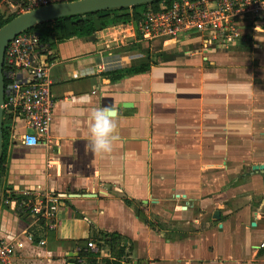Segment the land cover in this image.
Segmentation results:
<instances>
[{
    "label": "crops",
    "instance_id": "0c3cea01",
    "mask_svg": "<svg viewBox=\"0 0 264 264\" xmlns=\"http://www.w3.org/2000/svg\"><path fill=\"white\" fill-rule=\"evenodd\" d=\"M127 9L91 36L52 35L50 143L5 133L0 238L16 264H264V26L147 40ZM108 105L118 139L99 155L89 115ZM24 191L57 198L53 228Z\"/></svg>",
    "mask_w": 264,
    "mask_h": 264
},
{
    "label": "built area",
    "instance_id": "2783aa9c",
    "mask_svg": "<svg viewBox=\"0 0 264 264\" xmlns=\"http://www.w3.org/2000/svg\"><path fill=\"white\" fill-rule=\"evenodd\" d=\"M64 1L70 0H24L23 4L24 10H30ZM163 5L158 10H145L137 20L138 32L144 39L184 38L190 33H201L210 36L211 40L228 43L238 37L240 22L251 21L254 27L264 26V0H171L168 5ZM49 55L48 43L33 30L24 31L10 40L4 52L2 123L10 138H19L27 147L47 146L51 139L50 124L55 103L46 74ZM110 63L104 61L103 69ZM28 129L33 130L32 135L26 133ZM31 139L36 143H30ZM34 193L22 192L23 205L33 215L52 223L58 208L57 198ZM7 204L6 197L2 205ZM54 223L49 227L53 228ZM26 239L32 241V235H27ZM18 245L17 241L0 238V264H16L13 256ZM87 245L94 247L91 243ZM261 245L264 246V242Z\"/></svg>",
    "mask_w": 264,
    "mask_h": 264
},
{
    "label": "water",
    "instance_id": "95a60500",
    "mask_svg": "<svg viewBox=\"0 0 264 264\" xmlns=\"http://www.w3.org/2000/svg\"><path fill=\"white\" fill-rule=\"evenodd\" d=\"M163 0H71L57 2L45 6H40L26 10L10 19L0 27V159L2 155V104L4 100V77H3V59L5 48L10 40L18 34L33 29L35 26L49 22L54 19L85 15L106 10H117L124 8H133L136 6L160 2ZM130 106L123 104V106ZM27 134L32 135L33 130L28 129ZM253 170H264V164L253 166ZM76 255V254H75Z\"/></svg>",
    "mask_w": 264,
    "mask_h": 264
},
{
    "label": "trees",
    "instance_id": "16d2710c",
    "mask_svg": "<svg viewBox=\"0 0 264 264\" xmlns=\"http://www.w3.org/2000/svg\"><path fill=\"white\" fill-rule=\"evenodd\" d=\"M165 5H168L171 0H163L160 1ZM160 2H153L150 4H144V5H140V6H136L131 8L132 9V16L135 19V22L141 17L142 13L148 9L151 8L153 10H158L160 9L159 3ZM135 9H141L142 11L137 14ZM127 8L124 9H117V10H106V11H101V12H96V13H89V14H85V15H78V16H69V17H62V18H58V19H54L51 20L49 22H45L42 24H39L37 26H35L33 29V31L37 32L40 36V38L42 40H44L45 42L50 44H53V41H51L52 39V35L56 34V40L58 42H63L67 39L76 37V38H83V37H88L93 35L99 28H103L106 25L109 24V21L106 19L107 17H109L111 14H115L116 12H124L127 11ZM14 16H11L7 19H3L0 15V27L2 25H4L5 23H7L10 19H12ZM127 17V15H126ZM123 17V15H120L119 18L118 16L116 17V19H114L115 21H126L125 18ZM99 20V21H98ZM148 68V65H142L140 67L137 68H131L128 71L129 72H137V71H143L145 69ZM2 155H1V159H0V170L2 168V164L5 160V152L3 151L4 149V140H5V132L2 128ZM106 237L109 238V243L111 244L112 242H114L118 235L116 234H106L104 235ZM80 256H84L87 257L88 256V260L92 263H94L92 258L97 257V254L93 253V252H82L80 254ZM105 264H120L119 261L117 260H108L106 259Z\"/></svg>",
    "mask_w": 264,
    "mask_h": 264
},
{
    "label": "clouds",
    "instance_id": "9594fccd",
    "mask_svg": "<svg viewBox=\"0 0 264 264\" xmlns=\"http://www.w3.org/2000/svg\"><path fill=\"white\" fill-rule=\"evenodd\" d=\"M118 115L117 109L110 105L91 111L88 142L92 152L99 155L113 152L114 141L118 139L116 135ZM30 143L35 144V139H31Z\"/></svg>",
    "mask_w": 264,
    "mask_h": 264
},
{
    "label": "rangeland",
    "instance_id": "374dc122",
    "mask_svg": "<svg viewBox=\"0 0 264 264\" xmlns=\"http://www.w3.org/2000/svg\"><path fill=\"white\" fill-rule=\"evenodd\" d=\"M23 3H24V0L18 1V2H16V0H0V15H1V17L3 19H7L11 16L15 17L16 15L25 12L26 10H24V9H26V6ZM159 6H160V8L164 7L162 2L159 3ZM135 11L137 14H139L142 10L141 9H135Z\"/></svg>",
    "mask_w": 264,
    "mask_h": 264
}]
</instances>
